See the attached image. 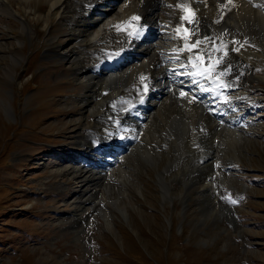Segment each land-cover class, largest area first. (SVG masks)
I'll return each mask as SVG.
<instances>
[{"label":"rangeland","instance_id":"1","mask_svg":"<svg viewBox=\"0 0 264 264\" xmlns=\"http://www.w3.org/2000/svg\"><path fill=\"white\" fill-rule=\"evenodd\" d=\"M8 1L0 6V264H264V40L253 36L248 41L258 56L247 72L253 78L237 79L238 88L230 90L232 102L249 117L240 119L247 120L246 127L226 124L239 127L238 143L208 147L206 136L195 137L200 154H217L227 182L211 184L217 168L208 159L206 170L212 172L206 182L212 186L166 204L154 179L168 160L154 154L159 159L154 164L138 157V149L149 146L148 141L134 153L125 152V184L102 172L91 175L93 181L78 182L77 175L90 168L78 163L89 153L87 145L76 143L85 140L76 137L94 131L100 135L112 126H102L106 121L81 109L79 97L89 87L73 80V70L56 55L60 52L49 48V38H63L66 29L52 16L44 24L45 1ZM238 39L243 41V36ZM241 46L238 42L234 49L249 60L250 54L240 53ZM101 53L88 55L95 59L91 64L106 57ZM144 125L138 132H146ZM172 134L180 135L176 127ZM233 149L237 157L232 158ZM183 151L171 154L177 165L187 159ZM174 171L171 167L164 177ZM186 171L200 179L182 182L186 174H179L171 180L170 192L204 188L203 171ZM235 180L239 183L233 186ZM236 196L241 197L239 203ZM119 209H125V215Z\"/></svg>","mask_w":264,"mask_h":264},{"label":"bare ground","instance_id":"2","mask_svg":"<svg viewBox=\"0 0 264 264\" xmlns=\"http://www.w3.org/2000/svg\"><path fill=\"white\" fill-rule=\"evenodd\" d=\"M24 1L29 2L30 0ZM44 1L47 5L46 13L42 17L44 24L47 25L49 18L52 16L59 22L61 21L64 29H66L63 38L56 36L49 38V48L60 52H56V55L65 60L66 64H64L73 70V80L76 79L82 83L83 88L89 87L88 91H83L84 96L79 97L83 105L81 109L86 108V112L95 115L100 122L106 121L105 124L101 123L104 127L111 125V122L115 124L118 121L119 123L121 120L118 128L126 133L125 139L131 138L132 142H135L134 146L123 147L122 152L116 154L115 148L110 149L113 148L111 146L105 150L94 149L97 142L102 144L112 143L116 138V134L107 136V133L104 132L98 135L97 131H94L93 134L76 137V140H79L78 138L85 140L84 142L76 141L77 144H85L89 146L90 151L91 149L93 151V154L83 156L81 160L85 162L92 160L91 163H95V168L100 170L97 172L91 169L89 171L85 170L86 174L89 173V175L80 172V175H77L79 183L88 179L91 180V175L102 172L108 178L114 180L113 178L116 177L121 183L125 184V179L129 175L128 167L126 169L123 167L128 161L125 152H133L140 146L139 144H143L141 142H146L147 145V141L150 142L149 146H140L138 157L142 156L144 161L154 162V164L159 163L158 158H161L162 155L168 160L164 169L162 168L163 170L157 174L156 180L154 179L160 188V195L164 203L171 204L172 199L176 198L175 196L177 198L180 196L189 197L188 195L192 192L206 191L207 188L215 185L218 179L221 180V183L227 182L223 174L225 168L221 167L220 161L216 157L217 154L214 153V150H207L203 152L204 155L202 153L201 155L200 151H197L198 144H196L200 140L196 141L195 137L206 136L204 139H207L208 147L212 145L217 147V144L223 142L235 146L242 137L240 129L239 127L226 126V124L230 123L233 126L241 124L246 127L247 120H240L244 117L231 109L232 105L230 103L233 100L230 94L226 96L224 91L212 93L210 84L196 74V76L193 75V72L188 69L186 66L188 60L184 50L179 45V40L172 25H178L181 2L191 3L197 16L196 22L193 24L196 33L205 39L207 43L221 41V38L228 41V50L220 61V70L224 72L226 87L233 86L236 84L233 75H236L240 81H246L249 77L253 78L251 75L248 76L247 72L251 67L250 62H253V59L258 58V56L250 42L255 39L253 36H257L259 41L264 40V0ZM1 2L0 6L3 5V2L9 4L8 0H1ZM16 4L18 3L16 2ZM221 5H229L230 8L221 11L218 9ZM28 8L35 13H40L32 7ZM14 11L18 12V10ZM133 17L136 19H133ZM125 20L129 22L128 25L116 29V26ZM131 22H150L149 29L144 31L149 34L146 38L143 34L140 43L131 48L132 51L125 56L126 62L123 63V59L119 63H103L98 60V62L91 64L95 61L92 57H88L91 53L102 51L101 54L106 55L105 52H108V49L115 50L120 47H128L134 43L135 38L129 37ZM24 24L26 25V21L22 24L23 27ZM239 35L243 36V41L238 39ZM238 42H241L242 45L240 53L245 51L250 54L249 57L251 58L249 60H244L237 53L238 50L234 49ZM144 81L150 87L158 88L157 93L151 95L141 106L131 109L126 115L123 114V106L141 95L140 84ZM179 87L188 90L189 95L199 98L200 102L190 103L184 97H177L174 89L177 90ZM121 117L123 118L121 119ZM137 117H142L143 121L142 119L137 121ZM212 118H215L217 122ZM220 119H222L221 123L218 122ZM141 121L145 124L146 132L153 133L151 135L152 141L150 134L142 133V130L138 132V127L142 124ZM174 127L179 131L180 135L178 137L173 135L174 132L172 134ZM113 130L112 126L111 131ZM90 137H97L92 140V144L88 141ZM179 139L184 140L181 142L183 148ZM173 140L176 143L171 147ZM183 149L188 152L187 159L183 165H177L176 159L171 154L181 153ZM100 151H104L106 154L98 156L97 154ZM232 152H234L233 158L237 152L235 149ZM154 154L158 158H154ZM201 159L203 160L200 162ZM208 159L212 162L211 166L217 168L214 176H211L212 185L206 182L207 176L212 172V169H210L208 174L206 170L210 168L207 163ZM193 160L195 163L191 167ZM109 162H112V166L108 165ZM78 163L80 164V162ZM171 167H175L174 174L172 176L168 175V178L164 177V174ZM194 168L205 173V177H201L204 188L202 187V189L199 186L202 189L200 190L193 186L187 187L185 190L180 189L178 194L170 192L173 189L171 180L179 179V174H186L185 180L179 179L182 182L189 181L191 178L198 179L200 176L187 174L186 170ZM114 182H117V180ZM235 182L239 183L235 180L231 184L234 186ZM223 188L226 189L224 185ZM92 191L95 193L98 192V189L94 187ZM137 192L141 193V190L137 189ZM198 200L202 201L201 199ZM105 206L107 208L108 203ZM119 211L124 215L126 213L125 209H119ZM231 212L233 211H230V214ZM102 217L107 224L111 223L107 214L102 215ZM82 230H84V227Z\"/></svg>","mask_w":264,"mask_h":264},{"label":"snow or ice","instance_id":"3","mask_svg":"<svg viewBox=\"0 0 264 264\" xmlns=\"http://www.w3.org/2000/svg\"><path fill=\"white\" fill-rule=\"evenodd\" d=\"M133 19H136L135 17H133ZM233 203H235V201H233Z\"/></svg>","mask_w":264,"mask_h":264}]
</instances>
